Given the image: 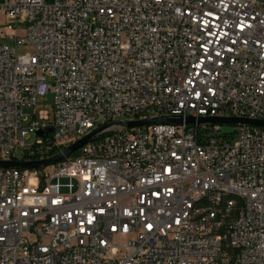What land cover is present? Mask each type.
Returning a JSON list of instances; mask_svg holds the SVG:
<instances>
[{"label":"built area","instance_id":"obj_1","mask_svg":"<svg viewBox=\"0 0 264 264\" xmlns=\"http://www.w3.org/2000/svg\"><path fill=\"white\" fill-rule=\"evenodd\" d=\"M0 12V162L183 119L112 125L56 164L0 168V264H264V128L199 123L264 122V0ZM49 93L53 112L36 113Z\"/></svg>","mask_w":264,"mask_h":264},{"label":"water","instance_id":"obj_2","mask_svg":"<svg viewBox=\"0 0 264 264\" xmlns=\"http://www.w3.org/2000/svg\"><path fill=\"white\" fill-rule=\"evenodd\" d=\"M174 124V125H181L183 123L182 118H173V119H166V120H147V121H134V122H116L111 125H106L104 127H101L94 132H92L90 135L86 136L85 138L79 140L78 142L74 143L61 153L48 158L44 160L39 161H32V162H0V168H20V169H39L43 167H47L52 164H56L72 155H74L77 151H79L84 146L88 145L97 135H99L101 132H103L105 129L109 128V126L112 125H120V126H126L128 128L133 127H140L144 125L149 124ZM186 123L188 124H194L195 120L193 118L186 119ZM200 124H245L253 127H260L264 128V122L261 121H253V120H243V119H228V118H200L199 119ZM39 136H42L40 133Z\"/></svg>","mask_w":264,"mask_h":264},{"label":"rangeland","instance_id":"obj_3","mask_svg":"<svg viewBox=\"0 0 264 264\" xmlns=\"http://www.w3.org/2000/svg\"><path fill=\"white\" fill-rule=\"evenodd\" d=\"M5 22H7L5 16L3 15L2 12H0V23H3L1 26H6ZM1 42V41H0ZM53 105H54V94L53 93H49L47 96L45 97H41L40 99H38V104L35 107L36 113H40V112H48V113H52L53 112ZM134 117L127 119V118H120L118 119V121H128V120H133ZM223 132H232L233 131V127H229L227 125H223ZM37 140L36 135H32L30 136L27 140L26 143L28 146H32L35 144Z\"/></svg>","mask_w":264,"mask_h":264},{"label":"trees","instance_id":"obj_4","mask_svg":"<svg viewBox=\"0 0 264 264\" xmlns=\"http://www.w3.org/2000/svg\"><path fill=\"white\" fill-rule=\"evenodd\" d=\"M59 152H60V151H53L52 154H49V155H50V156H51V155H56V154H58ZM41 156H42V155H30V154H26V155H24L23 159H26V160H29V159H31V160H37V159H39Z\"/></svg>","mask_w":264,"mask_h":264}]
</instances>
